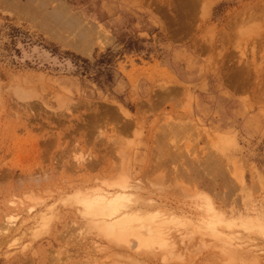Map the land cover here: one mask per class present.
<instances>
[{"label":"rangeland","instance_id":"obj_1","mask_svg":"<svg viewBox=\"0 0 264 264\" xmlns=\"http://www.w3.org/2000/svg\"><path fill=\"white\" fill-rule=\"evenodd\" d=\"M0 264H264V0H0Z\"/></svg>","mask_w":264,"mask_h":264},{"label":"bare ground","instance_id":"obj_2","mask_svg":"<svg viewBox=\"0 0 264 264\" xmlns=\"http://www.w3.org/2000/svg\"><path fill=\"white\" fill-rule=\"evenodd\" d=\"M61 10V9H60ZM59 10V11H60ZM54 12V11H53ZM56 18H58V16L56 17ZM61 19V18H60ZM64 19H66V17L64 18ZM72 19V18H71ZM75 20V19H74ZM59 22H60V20H58ZM61 21H64L63 19H61ZM78 21V20H77ZM67 22V21H66ZM60 24V23H59ZM64 25H65V23H64ZM65 28V27H64ZM71 29V28H70ZM74 30V29H73ZM89 34V33H88ZM78 36V35H77ZM82 37V36H81ZM80 36H79V38H81ZM85 37V36H84ZM86 37H88V36H86ZM90 38V37H89ZM85 46V45H84ZM128 186V185H127ZM126 187V186H125ZM127 189V188H126ZM100 192H101V190H100ZM119 193V192H118ZM96 194V193H95ZM110 194V193H109ZM131 194V193H130ZM109 196V195H108ZM112 196V195H111ZM130 198H132L133 196H132V194H131V196H129ZM129 197L124 193V194H114L112 197H107V196H105V195H103V194H99L98 193V196L94 199V198H92V199H88L87 201H86V203L87 204H90L91 206H94V207H98V208H100V209H98L97 211L102 215V216H105L106 218L107 217H109L110 219L112 218V219H117L116 221L117 222H114V223H109L108 224V226H105L106 227V232L107 233H110V234H113V235H121V234H123L125 231H126V229H127V226H129V222L131 221V218H130V216L129 215H132V214H129L128 216H124V217H122V215H123V210H124V208H126L127 207V205H128V203L127 202H131V199L129 200ZM135 197V196H134ZM133 200V199H132ZM127 203V204H126ZM85 204V203H84ZM129 206V205H128ZM129 207H131V206H129ZM128 207V208H129ZM127 208V209H128ZM93 209V208H92ZM131 209V208H130ZM126 211H128V210H126ZM131 211V210H130ZM92 212V211H91ZM135 212H136V210H135ZM98 214V213H97ZM96 214V212L94 213V215H97ZM126 213H124V215H125ZM137 213H135V215H136ZM91 215L93 216V214L91 213ZM98 216V215H97ZM140 216V215H139ZM13 217V216H12ZM133 218H137V216L135 217V216H133L132 217V219ZM138 218H140V217H138ZM138 218H137V220H138ZM147 218V217H146ZM145 219V218H144ZM143 219V220H144ZM149 219V218H148ZM151 219H152V216H151V218H150V222H151ZM157 219V218H156ZM156 219H154V220H156ZM136 220V219H135ZM140 220V219H139ZM146 220V219H145ZM153 220V219H152ZM102 221V220H101ZM133 221V220H132ZM148 221V222H149ZM105 222V221H104ZM142 223H144V221H141ZM146 222V221H145ZM107 223V222H106ZM151 223H153V222H151ZM154 223H155V221H154ZM161 223V226H162V222H160ZM11 224V223H10ZM13 224V223H12ZM131 224H133V222L131 223ZM154 225V224H153ZM153 225H150V226H153ZM156 226L158 225L159 226V224H157V222H156V224H155ZM141 226H142V224H141ZM140 226V227H141ZM143 226H145V225H143ZM156 226H154L152 229H155V227ZM130 228H131V226H130ZM133 228H134V226H133ZM139 228V227H138ZM103 229V228H102ZM141 229V228H140ZM148 229V228H147ZM125 230V231H124ZM136 230L137 231H139V229H137V226H136ZM145 230V229H144ZM150 230V233H154V232H152L151 231V228L149 229ZM148 230V231H149ZM156 230V229H155ZM160 230V229H159ZM156 231L155 232V234L157 235V233H159L160 231ZM143 231V230H142ZM129 232V231H128ZM127 231H126V233H128ZM132 232H133V230H132ZM131 232V233H132ZM136 232V231H135ZM137 233V232H136ZM164 233V232H163ZM125 234V233H124ZM133 234V233H132ZM146 234V233H145ZM162 234V233H161ZM134 235V234H133ZM149 235H151V234H149ZM110 236V235H109ZM123 235H121L120 237H122ZM125 236V235H124ZM163 236V235H162ZM119 236H118V238H120ZM153 237V236H152ZM126 238V237H125ZM124 238V239H125ZM141 238V237H140ZM120 240V239H119ZM151 240V239H150ZM151 242V241H150ZM149 242V243H150ZM148 243V244H149Z\"/></svg>","mask_w":264,"mask_h":264}]
</instances>
